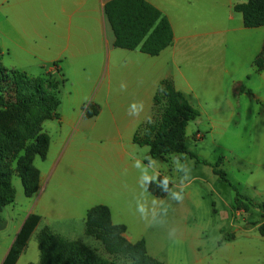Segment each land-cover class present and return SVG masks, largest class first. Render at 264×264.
I'll list each match as a JSON object with an SVG mask.
<instances>
[{
	"label": "rangeland",
	"instance_id": "374dc122",
	"mask_svg": "<svg viewBox=\"0 0 264 264\" xmlns=\"http://www.w3.org/2000/svg\"><path fill=\"white\" fill-rule=\"evenodd\" d=\"M197 6V14H192L195 19L202 15L201 21H221L211 16L210 0H199ZM235 16L240 20L239 14ZM232 23L236 28L237 22ZM259 38L262 41L264 36L242 27L222 37L215 53L191 51L194 61L181 63L179 68L167 60L176 83L185 84H180L181 72L191 85L185 96L200 115L187 124L185 144L206 164L188 155L150 159L148 148L137 145L139 156L149 164L125 169L115 156V124L123 125L119 120L140 110L141 84L132 77L129 61L144 57L145 65L158 61L154 57L117 49V70L111 71L109 79L106 76L89 84L69 76L63 81L57 110L61 120L43 123L49 149L45 159L34 160L48 186L40 197L36 194L29 199L13 175L14 203L1 212L8 225L0 232V264L18 233L19 221L41 206L48 208L50 202L68 215L43 218L16 264L39 263L37 237L44 228L67 239L74 249L91 251L113 264H131L127 257L107 249L110 245L125 247V236L131 243L143 239L152 254L172 264H195L194 252L213 257L203 264H264V239L257 232L264 223L260 211L256 207L248 213L232 209L236 192L254 204L264 202V71L256 72L252 65ZM241 86L251 94H239ZM98 101L101 114L85 118L89 103ZM151 117L152 106L148 120ZM214 167L225 172L227 183L213 174ZM158 171L171 184L163 198L151 196L144 187L146 179L156 180ZM34 198H39L37 206ZM95 205L107 206L114 222L126 227L122 239L85 233V213ZM10 208L14 211L8 218ZM233 234L229 245L224 242L219 247L220 240Z\"/></svg>",
	"mask_w": 264,
	"mask_h": 264
},
{
	"label": "trees",
	"instance_id": "16d2710c",
	"mask_svg": "<svg viewBox=\"0 0 264 264\" xmlns=\"http://www.w3.org/2000/svg\"><path fill=\"white\" fill-rule=\"evenodd\" d=\"M233 11L241 15L244 28L264 27V0L235 4ZM104 12L114 35L115 48L128 51L138 48L140 53L154 57L172 43L173 33L168 20L145 0H110L105 4ZM253 66L256 71L264 69V49L253 61ZM61 82L57 74L45 73L34 77L20 70H8L0 62V108L3 109L0 110V230L5 224L1 212L15 199L13 175L16 173L20 179L25 197L29 198L37 191L39 174L33 162L36 157H46L49 138L43 133L42 126L46 121L59 119ZM238 93L251 94L242 86ZM96 114V107L89 105L84 116L92 118ZM199 115L171 80H163L153 96L152 117L137 128L133 144L147 147L150 159L188 155L196 163L206 164L185 144L187 124ZM212 172L220 181L227 183L223 170L214 167ZM169 189L170 184L160 178L147 184L149 193L156 197H164ZM253 207L264 218V202L254 204L236 192L233 210L248 213ZM39 221L40 217L34 214L26 217L1 264H16ZM84 223L85 233L91 235H110L119 239L125 233L123 225L112 224L110 211L103 205L90 208ZM257 232L264 239V223L259 225ZM232 237L228 235L223 240L229 241ZM122 241L125 247L110 245L107 249L127 257L131 264H164L147 254L144 240L133 244L125 239ZM37 243L38 264H113L91 251L74 249L67 239L47 230L38 234Z\"/></svg>",
	"mask_w": 264,
	"mask_h": 264
},
{
	"label": "crops",
	"instance_id": "0c3cea01",
	"mask_svg": "<svg viewBox=\"0 0 264 264\" xmlns=\"http://www.w3.org/2000/svg\"><path fill=\"white\" fill-rule=\"evenodd\" d=\"M109 1L110 0H0V62L2 66L8 70L23 71L34 77L45 73L57 74L58 78L62 80L61 83H63V81L66 82L69 76H74L77 80L89 84L96 82L102 77L107 76L109 79L111 71L114 73L118 66V61L116 60L118 54L115 52L118 48L113 46L114 35L104 12V6ZM145 1L158 9L161 15L168 20L172 29L173 39L169 47L164 49L159 55L154 56L153 59L158 60L155 61V63H147L144 65V62L147 60V58L144 57L140 59H131L129 61L132 77L134 79L137 78V81L141 84L139 88L141 91L139 92L141 93L140 110H136L131 117L129 116L128 118L119 120L124 123L123 125L115 124L112 148L115 152V156L119 160L118 162L123 164L125 169L134 170L139 168L142 164L145 165L146 162V164H149L148 159H143L139 156L137 150L134 148L135 144H133L132 138L137 128L146 123L149 119L153 96L160 82L167 79L171 80L175 89L182 92L184 96L186 92L191 90L189 80L186 78L185 74L181 72H178V76L182 80L180 84H185L180 86L176 83L174 76L169 72L168 58L169 62L179 68L181 63L186 64L185 62L191 63V61H194L190 53L191 51L215 53L216 46L218 42L222 40V37L235 30L237 32L242 30L243 24L241 15L239 14L240 20H238L235 16V14L238 13L233 11V6L235 4L244 3L247 0H210L212 4L211 16L221 20L220 22H213L211 20L201 21L202 15L197 17V19L192 16V14H195L197 9H199L197 6V1L199 0ZM232 22H237L236 28H234ZM255 30L258 31L259 36H264V27L256 28ZM262 47H264V39L261 41L259 38V42L257 41L255 44L253 52H257L256 54L258 55ZM133 51L139 52L138 48ZM146 56L148 57V55ZM143 59H145V61H143ZM54 64H56V66H54ZM147 66L150 68V71L147 69ZM151 66L154 68L151 69ZM155 68L157 69L154 71ZM40 71L42 72L39 73ZM262 71H264V69L256 72ZM144 72L145 75L143 74ZM107 93L108 90H106V94ZM102 94H104L103 91H101V98ZM99 102L100 101H98L97 104L89 103L97 109V114L94 117L99 116L103 109V107L99 105ZM82 105H80V109ZM60 120L61 118L59 115L57 121ZM123 130L125 134L122 132ZM166 157L161 161H165ZM35 169L39 174L38 187L37 191L29 197V199H32L36 194L39 195L37 197H40L48 186V179L47 181L45 180V175H41L37 167H35ZM155 176L156 180L160 178L169 183L160 171H158ZM156 180L148 178L144 181V187L147 193L153 197L156 196L149 193L147 184L155 182ZM140 181L141 180H139V182ZM38 199L39 198H34V206H37ZM8 206L4 209L8 208ZM48 206V208L46 206H41L39 211L35 212L34 215L40 217L38 225L43 218L55 217L59 219L68 215H64L57 204H51L50 202ZM4 209L2 211H4ZM10 209L11 210L8 211L6 210L8 218H10L9 213H13L14 211L13 208ZM89 209H87V211ZM29 214H33L32 211H30L28 215ZM224 219H227V216L224 217ZM3 220L5 224L0 232H3L8 225L6 220ZM23 222V220L19 221L20 225L18 231ZM111 222L114 225H123L115 223L112 216ZM42 230H47L51 233L47 228L41 229L40 232ZM232 236V239L229 241L220 240L219 242H221V244L218 243L219 247L224 242H228L227 245H229L235 235L233 234ZM125 238L131 243L126 236ZM136 242L137 241L133 243ZM145 245L147 254L150 257L164 264H172L164 259H159L156 255L151 253L148 243L145 242ZM194 258L195 264H203V260H210V258L213 257L211 255H206V257L204 255L200 256L199 252H194Z\"/></svg>",
	"mask_w": 264,
	"mask_h": 264
}]
</instances>
